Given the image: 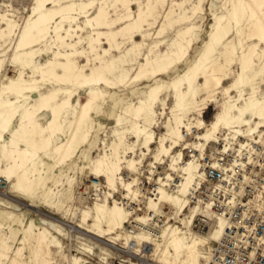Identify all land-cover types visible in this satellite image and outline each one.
<instances>
[{
	"label": "bare ground",
	"instance_id": "obj_1",
	"mask_svg": "<svg viewBox=\"0 0 264 264\" xmlns=\"http://www.w3.org/2000/svg\"><path fill=\"white\" fill-rule=\"evenodd\" d=\"M64 1L33 0L31 20L21 30L14 46L15 53L11 63L17 69L14 75L6 76L7 83L0 88V146L2 155L7 160L0 172L7 180H14V186L19 192L30 196L42 171L39 161L35 163L34 157L38 153H53L57 157L56 163L62 164L71 160L74 153L78 152L79 145L86 140L91 128L90 113L95 108L96 100L104 96L105 88H115L124 82L132 70L126 67L131 63L129 57L139 56L142 44L134 41V34H140L144 40L148 36V33L143 32L144 24L153 23L148 21L149 17H153L157 7H163L165 3L164 0H145L144 6L139 4L136 14H132L130 0H102L91 13L89 10L94 0ZM200 1L191 8L192 14ZM50 3L51 6L48 7ZM176 5L180 7L182 3ZM248 5L252 17L255 9L259 10L264 6V0L253 1ZM111 7H123L125 11L112 17L109 11ZM172 13L170 8L165 16L168 26L191 18L186 15L187 12H183L172 19ZM245 14L246 10L238 2L231 4L227 14L213 15L214 27L194 63L169 84L159 81L149 85L143 98L133 105L124 104L120 113L114 115L111 142H101L102 147L91 160L92 168H87L94 177L82 181L84 187H79L81 190L76 191V194H84L94 200L91 208L82 207L76 213V226L98 238L116 234L113 238L118 240L122 237L123 244L130 241L137 244L148 243L151 246L149 264H201L200 259L204 260L202 264H207L209 250L212 243L219 239L225 219H215L205 233L207 235L193 231L190 226L198 209L195 204L190 205V188L201 175V160L205 158L208 145L217 139L222 129L227 136H245L264 127V92H261L260 82L257 81L258 76L264 72V48L257 51L256 44H251L241 50L240 45V52L237 54V47L229 41L232 26L238 38L243 34ZM77 16L85 17L84 27L92 30L88 35V47L99 62L89 73L77 66L72 59L74 55L83 53V50L78 51L76 48L82 42L77 30L83 29L76 22ZM7 17L0 13V22L5 24L0 29V38L9 36L14 28L13 20ZM263 20L264 17L258 18L253 23V29L247 37L264 40ZM118 24L123 25L115 28ZM164 28L162 24L156 35H160ZM192 29L191 24L180 28L164 52L151 53L153 50L150 48L132 75V81L156 79L174 70L177 64L184 61L187 47L192 41L191 37L186 36ZM50 32L53 33L52 42L47 41ZM125 34L132 45L119 56L106 58L111 48H119L121 42L116 41L117 36ZM74 37L77 39L73 40ZM102 38L106 39L109 48H101L102 53H98L97 47L102 43ZM55 41L60 43L63 51L59 50ZM40 43L43 45L36 47ZM42 51L47 58L42 65H37L33 58ZM2 63L3 59L0 58V68ZM234 63L238 68L233 82L229 86H223V80L227 78ZM45 81L70 83L74 89L54 87L42 92ZM232 91H235V96H232ZM6 92L13 97L3 99ZM31 92H37L38 97L33 104L25 106L24 102L30 98ZM60 93L63 95L58 98ZM218 93L223 99L221 103H218L216 97ZM76 94V106L73 107L71 100ZM169 95L172 98L170 115L163 123L164 133L157 136L154 130L157 107L161 106L160 115L165 114ZM211 103L215 105V111L209 120H205L203 110ZM45 110L49 111L50 116L41 123L39 115ZM69 113L73 115V120H70L64 131L63 123ZM129 113L133 121L124 115ZM15 118L17 122L13 125ZM62 133L63 139L56 142L57 135ZM127 133L133 138L131 143L125 141ZM7 134L8 139L5 140ZM188 138L193 140L188 141ZM152 144L155 145L153 151ZM177 147L179 149L175 150ZM185 149L188 151L187 155L183 152ZM147 155H151V160L147 162L149 178L156 173V177H153L156 191L153 196L150 194L147 197L144 214H141L133 212L134 207L130 203L133 199L145 200L138 190L137 182L139 166L146 161ZM158 165H162V170L156 172ZM100 176L104 178L103 182L100 181ZM170 181L175 185L167 187ZM118 185L122 188L123 200L125 199L123 202L114 195L119 190ZM52 190L48 192L52 193ZM162 203L167 208L164 212L159 209ZM186 209L187 214L184 213ZM168 219H174L175 222L169 223ZM128 222L130 226L126 225ZM42 225L34 228L38 239L29 260L12 264H30L32 258L35 262L42 250L56 263V255L63 251L62 242L58 240L59 236L50 234ZM69 227L74 229L73 226ZM29 229L30 226L26 225L25 230L30 231ZM27 241L26 238L22 239V243ZM107 241L115 242L109 239ZM73 248L78 253H73ZM0 249L1 257L8 249L4 240ZM22 249L17 248L19 257L24 254ZM97 250L103 254L99 256L101 261L107 262L112 256L110 251L107 253L99 244ZM93 252L94 246L91 244L80 242L78 245H71L66 258L67 264H87L89 261L83 255L89 256Z\"/></svg>",
	"mask_w": 264,
	"mask_h": 264
},
{
	"label": "rangeland",
	"instance_id": "obj_2",
	"mask_svg": "<svg viewBox=\"0 0 264 264\" xmlns=\"http://www.w3.org/2000/svg\"><path fill=\"white\" fill-rule=\"evenodd\" d=\"M101 1L102 0H94L89 12H93V10ZM199 1L200 0H164L165 3L163 4V7H157L153 14V17H149L148 20L149 22L151 21L153 23L150 22V25H148L147 23L144 24L143 32L148 33V36H146L144 40L138 33H135L133 36L134 41L141 42L142 45L139 48V56L135 57L134 55H131L129 57V61H131V63H129L126 67L132 69L130 71V74L121 85L115 88H105L106 92H104V96L96 100L95 108L90 113L91 128L88 132L86 140L79 145L78 152L74 153V156L71 158V160L66 161L62 164L56 163L57 157H55V154L53 153H38L34 157L35 163L39 161L38 165H40L42 171L40 180L33 189L32 196L25 195L19 192L14 186V180H7L0 172V245L3 240L8 244V249L6 250L5 255L0 257V264H12L21 263V261H28L29 257H31L32 254V248L37 245L38 236L34 228L36 226H41L42 222L46 223L42 226H44V228H46L50 234L56 237L59 236L57 238L59 241L61 240L60 242H62L63 251L56 255V263H54L45 255L44 251L42 250L38 255V259L33 262L34 258H32L30 264H67L66 258L70 246L78 245L80 244V242L91 244L94 246L93 254L89 256L83 255L89 261L87 264H98V262L101 261L99 260V256L103 255L100 254V252L97 250L98 244L106 249L107 253L110 251L113 255V253L116 251V246H119V244H122L124 242V239L122 237H120L118 240L113 238L114 236H116V234L103 235V237L98 238L94 234L88 232L86 229H80L78 226H76L75 223V215L80 210V208L86 206L89 208L92 207V202L94 200L92 201V199L84 194H76V191L81 190V188L79 187H84L82 181H86L87 179H92V177H94L89 174L87 168H92L91 160L97 156L99 148L102 147L101 142H111L113 138L111 130L113 127L112 121L114 115L120 113V109L123 108L124 104H136L138 99L144 97L149 85L159 81H163L166 84H169L179 74L190 67L194 63L195 59L200 55L209 39L210 33L214 27L212 16L227 14L228 10L231 8L232 3L237 4L239 2L246 10L245 19L242 24L244 31L243 34L238 38L233 26L229 33V41H231V43L237 47V54L240 52V45L242 47L241 50H244L246 46L251 44H256L257 51H260L264 48V40L258 39L256 37H247V34L250 33V31L253 29V23H256L258 18L263 19L264 17V6L259 10L255 9L253 16L250 17V7L248 3L257 0H248V2L247 0H201L198 8L196 7L195 13L192 14L191 8L196 6ZM61 2L63 3L65 1L61 0ZM144 3L145 0H130L131 11H133L132 14H136L138 5L141 4V7H143ZM176 3H182V5L179 7L178 5H176ZM32 5L33 0H0V13L5 14L6 17L8 16L7 18H10L14 22V28L12 29V32L9 34V36L5 35L3 37L4 39L0 38V58L3 59L2 66L0 68V88L1 85L7 83L6 76L14 75L16 71L15 69H17L11 63L13 54L15 53L14 46L21 30L31 20L30 14ZM47 6H51V3ZM170 8L173 10V13L171 15L172 19L177 18L183 12H187L188 14L186 13V15L191 16V18L188 21H181L182 23L175 22L172 26H168L165 21V16ZM109 11L110 15L112 17H115L117 14L123 13L125 9L123 7H111ZM77 17L78 18L76 19V22L81 25L83 29L77 30V34L81 36L82 42L78 44L76 48L78 51L83 50V53L74 55L72 59L77 66L83 67L84 71L86 73H89L91 68L98 65L99 62L97 58H94L95 54H93L92 52L90 53V49L88 47V35L92 33V30L90 27H84L85 17ZM162 24H164L165 30H163V32L160 34L161 36H157L156 32ZM186 24H191L193 26V29L186 36L187 38L191 37L192 41L187 47L188 51L184 56V61L177 64L175 69L170 71L167 75L159 76L156 79L149 78L147 80L142 79L132 81V75L136 72L138 65L140 64L143 56L148 52V50L151 48L153 50L151 53H155L157 51L164 52L167 49L168 44H170L172 39L175 38L176 32ZM122 25L123 24H118L115 28L121 27ZM4 26L5 24L0 22V29H2V27ZM48 37L47 41L52 42L53 33L49 34ZM76 39V37L73 38V40ZM101 41V47H97L98 53H102L101 48H109V44L107 43L105 38H102ZM116 41L121 42L119 48H111L106 58H110L111 56L117 57L132 45V42H130L127 34L118 35ZM238 41L240 44L238 43ZM42 43H40L36 47H41L43 45ZM57 45L59 46L58 48L60 51L64 50L63 47L60 46L59 42H57ZM112 45L114 46L113 42ZM55 47L56 46H54V48ZM46 58L47 57L44 55V51H42L40 55L35 56L33 59L37 65H42ZM237 68L238 65L236 63L231 65L227 78L223 80V86H229L233 82V78L235 76ZM28 71H30V69H28ZM109 77L111 78L112 76L110 75ZM200 81H202V78H200ZM257 81L260 82L259 88L261 89V92H264V72L263 74H260L258 76ZM54 87H70L74 89V86H72L70 83L45 81L42 84L41 91L47 92L49 89H52ZM29 94L30 98H28L24 102L25 106L33 104L38 97L37 92H31ZM231 94L232 96L236 95L235 91H232ZM62 95L63 94L60 93L58 95V98L62 97ZM259 95L260 94H258V96ZM7 96L10 99L13 97L12 94L6 92L3 94L2 98L5 99ZM77 97V94L72 97L71 104L73 105V107L76 106ZM216 97L218 99V103H221L223 101L220 93L216 94ZM171 103L172 98L169 95L165 108V114L160 115L159 113L162 110L161 106L158 105L157 107V123L154 127L157 136L161 135L165 131L163 123L166 120V117L170 115L169 107L171 106ZM214 106L215 105L211 103L206 109L203 110V118L205 120H209L212 117V114L215 111ZM124 115L128 119L132 121L134 120L131 113ZM49 116V111H41L39 115L40 122L43 123V120H47ZM72 116L73 115L69 113L68 118L65 121L66 124L65 122L63 123L64 125L62 124L64 131L69 125L70 120L73 118ZM16 122L17 119L15 118L12 124L14 125L16 124ZM260 130H264V127ZM63 135V133L58 134L56 142L61 141L63 139ZM7 139L8 134L5 136V140ZM132 140L133 138L131 134L127 133L125 137L126 143H131ZM192 140V138H188V141ZM208 147H211V145L209 144ZM151 149L152 151L155 149L154 144L151 145ZM178 149L179 147L175 148V150ZM183 152L185 155L188 154V151L186 149L183 150ZM1 155L2 148L0 146V168H4L7 160L5 157H3V155ZM150 160L151 155H147L146 161L142 163H147ZM160 166L162 170V165ZM99 179L101 182L104 181V178L102 176H100ZM118 188L119 190L114 193V195L116 196L115 198L123 202L124 200L122 195V188L120 185H118ZM50 189H53V194L48 192ZM141 196H143V194ZM148 196L149 195L145 196L143 211L135 213L144 214L145 201ZM140 199H133L130 203L131 206L134 207L132 203L140 201ZM164 207L166 206L162 203L159 209L164 212L165 210H167V208ZM184 213L187 214L188 209H186ZM181 217H184V215H182ZM168 222L174 223L175 220L168 219ZM26 225L30 226V231L25 230ZM126 225L130 226V223L128 222ZM69 226H73L74 229ZM23 238H26L28 241L22 243ZM108 239L115 242L108 243ZM20 247L23 248L22 252L24 253L21 257H19L17 254V248ZM72 252L78 253L74 248L72 249ZM79 255L82 254L79 253ZM147 260L150 261L149 256H147ZM203 261V259H200L201 264L203 263Z\"/></svg>",
	"mask_w": 264,
	"mask_h": 264
},
{
	"label": "built area",
	"instance_id": "obj_3",
	"mask_svg": "<svg viewBox=\"0 0 264 264\" xmlns=\"http://www.w3.org/2000/svg\"><path fill=\"white\" fill-rule=\"evenodd\" d=\"M259 129L245 136H227L222 129L207 148L201 175L190 188V204L198 207L190 225L193 231L205 234L215 219H225L207 264H264V130ZM139 167V190L144 198L153 196L156 173L149 178L147 163ZM160 170L158 165L156 172ZM173 185L170 181L167 187ZM132 205L133 212L143 211V201ZM149 253L148 243L130 241L98 264H149Z\"/></svg>",
	"mask_w": 264,
	"mask_h": 264
}]
</instances>
